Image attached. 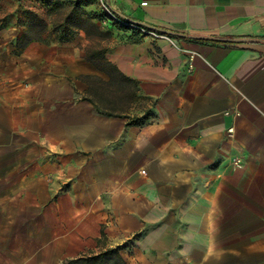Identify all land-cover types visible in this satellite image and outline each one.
<instances>
[{
    "label": "crops",
    "instance_id": "obj_1",
    "mask_svg": "<svg viewBox=\"0 0 264 264\" xmlns=\"http://www.w3.org/2000/svg\"><path fill=\"white\" fill-rule=\"evenodd\" d=\"M43 1H79L82 28L54 32ZM105 4L136 24L261 41L172 43L113 24L99 0H0V264L117 246L125 264H264V0ZM99 69L133 81L135 99Z\"/></svg>",
    "mask_w": 264,
    "mask_h": 264
},
{
    "label": "trees",
    "instance_id": "obj_2",
    "mask_svg": "<svg viewBox=\"0 0 264 264\" xmlns=\"http://www.w3.org/2000/svg\"><path fill=\"white\" fill-rule=\"evenodd\" d=\"M79 6L80 3L79 1H76L75 3H72L68 8L67 13L62 16L59 20H57L55 22V26H54V32H58L60 34H69L72 31L73 27H78V28H82V26L79 25V23H81V16H80V12H79ZM128 20V19H127ZM129 22L133 23L132 21L128 20ZM116 24V23H113ZM136 24V23H133ZM118 25V24H116ZM140 27H143L144 29H146L147 31H151V32H155L157 34L162 35L161 33L157 32V31H153L150 30L149 28H147L146 24H136ZM124 27V26H123ZM38 31L40 28L42 30H44V26H39L36 25L33 26L31 28V30L33 31V29H35ZM124 28H128V27H124ZM160 29V28H157ZM162 30H166V29H162ZM168 32L171 33H175L178 35H186L184 33H180V32H175V31H170V30H166ZM170 38L173 39H189V38H181V37H175V36H171V35H166ZM188 36V35H186ZM216 37H204L203 39H193V40H198L200 42H213V43H235V40H240L241 42L246 41V40H254V41H261V39H245V38H223V39H229L230 41H218L216 40ZM103 72H105L106 74H108L111 78V82L110 84H107L106 87H112L114 84H117V87L122 91L123 94V101H129V103L131 102V100H134L136 97V84L127 79L126 77H124L122 74H120L118 72L117 69H99ZM94 106L96 107V109H98L101 112H104L106 115L108 116H119V115H115L114 114V110L115 108H113L112 105H108V106H101L97 103L94 102ZM152 116L151 110L147 109L146 111H144L142 116H138V115H134V116H130V115H124V118H126L128 120L127 122V126H143L144 124H146L150 118ZM122 250L121 246H117L115 248H110L107 249L105 252L99 254V255H93L90 257H82V258H78L76 260H70V261H66L63 264H125L120 252Z\"/></svg>",
    "mask_w": 264,
    "mask_h": 264
},
{
    "label": "built area",
    "instance_id": "obj_3",
    "mask_svg": "<svg viewBox=\"0 0 264 264\" xmlns=\"http://www.w3.org/2000/svg\"><path fill=\"white\" fill-rule=\"evenodd\" d=\"M101 7L105 10V12L107 13L109 19L112 21V23H116L118 25L124 26V27H128L130 29H133L135 31H137L139 34L141 35H150L152 37L155 38H165L170 42H174V40L168 36H164V35H160L157 34L155 32H151V31H147L146 29H144L143 27H140L136 24H133L131 22H129L127 19L118 17L117 15H115L114 13H112L111 11L108 10L107 5L105 4V0H99ZM233 130H229V132H232Z\"/></svg>",
    "mask_w": 264,
    "mask_h": 264
},
{
    "label": "rangeland",
    "instance_id": "obj_4",
    "mask_svg": "<svg viewBox=\"0 0 264 264\" xmlns=\"http://www.w3.org/2000/svg\"><path fill=\"white\" fill-rule=\"evenodd\" d=\"M42 5L44 8H50L45 15L48 17H55L56 21L59 20L62 16H64L68 11V8H66V6H62V4L58 2L56 3V2L43 1Z\"/></svg>",
    "mask_w": 264,
    "mask_h": 264
},
{
    "label": "water",
    "instance_id": "obj_5",
    "mask_svg": "<svg viewBox=\"0 0 264 264\" xmlns=\"http://www.w3.org/2000/svg\"><path fill=\"white\" fill-rule=\"evenodd\" d=\"M147 28H149L150 30H153V31H157V32L161 33L164 36L171 35V36H175V37L189 38V39H203L204 38V37H197V36L178 35V34H175V33L168 32L166 30L157 29V28L149 26V25H147ZM216 40H218V41H227V42L230 41L229 39H223V38H217ZM235 42H241V41L240 40H235Z\"/></svg>",
    "mask_w": 264,
    "mask_h": 264
}]
</instances>
